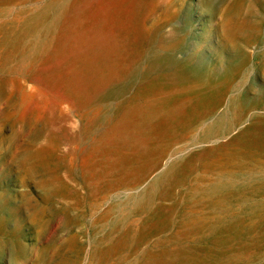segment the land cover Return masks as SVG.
Masks as SVG:
<instances>
[{
    "label": "rangeland",
    "instance_id": "1",
    "mask_svg": "<svg viewBox=\"0 0 264 264\" xmlns=\"http://www.w3.org/2000/svg\"><path fill=\"white\" fill-rule=\"evenodd\" d=\"M52 1L0 0V264H264V0H144L126 72L87 106L28 69L43 44L28 15ZM152 81L209 92L211 107L162 136L158 166L92 160L113 114Z\"/></svg>",
    "mask_w": 264,
    "mask_h": 264
},
{
    "label": "bare ground",
    "instance_id": "2",
    "mask_svg": "<svg viewBox=\"0 0 264 264\" xmlns=\"http://www.w3.org/2000/svg\"><path fill=\"white\" fill-rule=\"evenodd\" d=\"M143 1L144 0H53L51 2L52 5L51 4L48 5L43 11H41L39 13L31 14V15L29 14L28 15V28H34V29L41 28L42 29V27H43V30H42L43 44L40 47V49H36V48L34 49L33 48L32 51L30 50L27 53L28 69L32 70L36 76L40 77L53 90L58 91L59 93H61L63 96H65L69 100H72L74 103L80 104L83 106H87V105L91 104L94 101V99H96L98 97H103L104 95H107V93L109 94L110 92H113L117 88L116 87L117 82H115V81L117 80V78H119L120 74H122L123 72H126L125 69L128 67V64L125 63L124 57L122 58V56L125 55V54L122 55V53H123L122 50L124 48H127L128 44L132 45L133 41H130V40L133 39L134 36L136 37L137 31L139 30L138 12L140 9V5L143 3ZM144 2H146V1H144ZM57 4L62 5V9L59 13L55 14V16L59 14L57 17H60V18L54 25L51 22L52 17H53L52 12L56 11ZM142 5H145V4H142ZM143 34H144V32H143ZM169 41H171V40H169ZM172 41H174V40H172ZM145 45H146V43H145ZM133 47H134V45H133ZM124 51H125V49H124ZM129 52L130 51H128V53ZM14 54L18 55L19 53L18 54L14 53ZM133 55H136V54H133ZM145 55H146V53H145ZM126 56H127V54H126ZM129 57H131V56H129ZM169 57H170V55H169ZM140 59L138 58V60H140ZM131 61L132 60H130V62ZM133 62H136V61H133ZM168 62L170 63V61H168ZM128 63H129V61H128ZM158 63L159 62H157V64ZM160 63L158 64V66L160 65ZM157 64H156V66H157ZM162 65H164V64H162ZM165 67H163V69H165ZM147 68H149V67H147ZM144 69H145V67H144ZM156 71H157V69H156ZM168 72H170V69ZM180 73L181 72L179 71L176 76H178ZM150 74H152V73H150ZM174 74H176V72ZM151 76H153V74ZM181 77L183 78V76H181ZM143 78H141V79H143ZM137 79H138V77H137ZM184 80H182V81H184ZM198 80H201V79H198ZM138 81L139 80H137L136 82H138ZM206 82H209V81H206ZM210 82H212V81H210ZM142 83H144V82H142ZM194 86H195V84H194ZM197 88H199V87H197ZM182 89H180L179 86L172 85L170 82H167V81H152V82H150V84H148V86H145V87L139 89L137 91V96L142 98V102L141 103L131 102L129 105H127V106L125 105L124 108L120 107L121 111H119V112L115 111L116 112V113H114L115 115L113 114V116L111 117L112 118L111 121L109 122V124L107 123L109 127L107 128L108 130L105 132H107L108 136L104 140H102L101 142L99 141V144L97 146H95L96 143L94 144V147H97V149L94 153H92V156L95 157V158H92V160L97 161L98 159L104 158L105 159L104 161H105L107 167H109L107 164H110L111 166L113 165L115 167H118L120 171L131 172V173L134 171L133 169L138 168L139 164L143 165V162H146V161L148 163V160L149 161L155 160L156 166H158L161 163V161L164 159V157L167 153V150H168V148H165V146H166L165 144L161 147V144L163 143L162 142V139H163L162 136L171 132V131H174L175 129L180 128L181 126L183 127L191 119L199 116V114L204 109H209L211 107L212 95L209 92H203V91L198 90L194 87H192L189 90H187V88H184V89H186V91L185 90L182 91ZM97 108H98V106H97ZM90 109H88V110H90ZM88 110H87V112H88ZM102 112H104V111H102ZM99 117L101 118V116H99ZM107 122H108V120H107ZM261 126L262 125H260V128H261ZM255 131H257L256 128H255ZM188 135H189V132H188ZM260 135H261V133H260ZM171 147H173V146H171ZM201 154H203V153H201ZM222 154H224V153H222ZM236 155H238V154H236ZM200 159H201V157H200ZM204 159H205V156H204ZM189 161H192V160H189ZM91 162H93V161H91ZM214 162H216V161H214ZM250 162L251 161L249 158L248 164ZM216 165H218V164H216ZM224 165H226V164H224ZM224 165L222 166V168L223 167L226 168ZM90 166L92 169L93 168L95 169L97 167H100L101 165L99 163H97L96 166L95 165H90ZM233 166L235 167L236 165H233ZM230 168H228V169L230 170ZM94 169L92 171H94ZM234 169H233V171H235ZM236 169H238V168L236 167ZM223 171H224V169H223ZM171 172L169 174H171ZM209 175H212V174L209 173ZM167 177H169V176H167ZM200 178H202V177H200ZM103 179H105V178H103ZM211 179H213V178H211ZM211 179H210V181H211ZM100 180H102V179H100ZM193 182H196V181H193ZM198 182H199V180H198ZM205 184H208V182ZM195 188H197V186H195ZM231 189H229V190H231ZM128 190H130V188ZM164 191H166V190H164ZM222 191H220L219 193H221ZM182 193H184V190ZM203 194L205 195V193H203ZM189 195H190V193H189ZM214 195H216V193ZM183 196H184V194H183ZM197 196L201 197L202 195L198 194ZM205 198H207V197H205ZM210 198L211 197H209V199ZM217 198L218 197H216V200H218ZM233 198H234V196H233ZM145 202H147V201H145ZM211 202H213V201H211ZM222 202H223V200H222ZM157 203H158V201H157ZM216 203H218V202H216ZM151 207H152V205H151ZM160 207H158V208H160ZM151 209L152 208H150V210ZM215 209L217 210V208H215ZM231 209H230V211H231ZM170 210H171V208H168V209L163 208V209H159V212H160V214L161 213L167 214V212H169ZM198 210H200V209H198ZM227 210L228 209H226V211ZM196 213H198V212H196ZM189 214H191V212H189ZM225 214H227V212ZM184 216H185V214H184ZM207 217H211V215L207 216ZM215 217H218V216H215ZM162 218H163V216H162ZM183 219L181 221H183ZM192 221L190 220V222H192ZM213 221H215V220H213ZM211 222H212V219H211ZM152 223H154V222H152ZM180 224H182V223H180ZM135 225H136V223H135ZM153 227H155V226L153 225ZM205 228H207V227H205ZM213 231H215V230H213ZM170 234H171V232H170ZM176 235L179 236V234H176ZM142 236L140 237L141 239H142ZM201 237H203V236H201ZM139 241H141V240H139ZM175 241H173V242H175ZM198 243H200V242H198ZM132 244H134V242ZM158 247H160V246H158ZM158 247L156 246V248H158ZM162 248H164V247H162ZM171 249L173 250V247ZM95 256H97V255L95 254ZM206 257H208V256H206ZM136 258H138V257H136ZM209 258H212V257H209ZM193 259H195V257L193 255L183 254V256H180V260L178 262H179V264H185V263H188L189 260L191 261ZM94 262H95V260H94ZM213 262H214V260H213Z\"/></svg>",
    "mask_w": 264,
    "mask_h": 264
}]
</instances>
